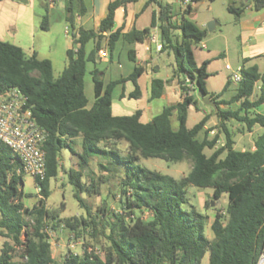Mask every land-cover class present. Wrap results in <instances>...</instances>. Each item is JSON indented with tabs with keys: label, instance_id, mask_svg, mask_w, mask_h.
Returning <instances> with one entry per match:
<instances>
[{
	"label": "trees",
	"instance_id": "16d2710c",
	"mask_svg": "<svg viewBox=\"0 0 264 264\" xmlns=\"http://www.w3.org/2000/svg\"><path fill=\"white\" fill-rule=\"evenodd\" d=\"M43 1L45 15L39 27L47 31L48 2ZM252 1L256 10L264 7V0ZM135 2L137 0L111 1L94 31L77 26L76 19L85 13L83 0H64L62 18L69 29L73 48L66 51L65 67L57 77L50 60L27 55L20 47L0 40V92L18 88L27 97L37 124L48 133L41 146L46 162L45 176L42 181L33 180L41 187V199L31 208L22 201L23 174L17 173L20 162L9 147L0 143V236L6 239L0 251V264H202L206 253L209 254L208 264H258L264 254V72L254 65H243L240 82L230 99L218 100L220 94L209 95L214 103L210 110L217 120L215 126L206 127L212 116L207 114L188 128V110L194 107L197 111L199 101L196 94L188 95L189 89L182 84L189 79L207 95L204 79L208 76L209 61L198 65L191 48L177 44L171 47L174 55L171 78L176 79L180 100L165 106L150 122L141 121V109L130 116H113L111 112L112 92L118 85L131 82L134 89L128 99L140 98L137 79L145 71L141 65H136L128 76L107 84L102 79L104 72L93 68L90 75L94 100L87 108L83 80L87 64L98 62L101 48L110 56L119 39L129 45L143 43L156 25L163 43L162 52L171 46L177 30L184 39L196 43L206 34L186 15L174 22L171 5L159 0L145 3V6L158 7V14L152 17L148 28H133L125 33L121 29L114 30L116 10ZM233 4L227 11L240 15L242 8L237 9ZM190 13L189 7L187 14ZM91 40L94 46L86 55L85 46ZM127 54L131 62H137L133 49ZM165 84L157 77L151 80L148 102L161 97ZM229 84L228 81L225 89ZM173 115L176 129L171 126ZM254 126L263 129L254 140V149H237L236 135L244 128L251 132ZM214 130L215 134L210 136ZM78 137L81 150L76 152L73 144ZM118 141L127 143L126 155L113 147ZM219 141H222L220 145ZM63 149L78 158V169L65 173L74 189L75 200L83 208L81 194H99L98 186L103 182L102 178L92 179L90 183L83 180L82 169L92 155L112 157L110 162L98 163L99 169L113 177L124 175L118 199L121 214L110 211L108 202L102 200L96 213L86 208V217L62 225L75 239L81 238L84 232H90L93 239L102 235L108 242V247L102 249L103 258L83 252L75 256L66 254L56 263L52 257L45 229L46 220H55L56 215L50 217L45 201L50 194L51 180L64 170L59 163ZM206 150L211 153L208 155ZM140 157L167 162L189 159L192 166L186 176L176 180L136 165ZM188 185L212 188L215 200L225 193L228 196L225 216L217 212L209 226L212 239L205 235L206 217L194 208L184 207ZM107 197L116 198L111 190ZM58 222L53 226L58 227ZM84 246L91 247L88 243ZM16 247L23 249L22 262L13 260Z\"/></svg>",
	"mask_w": 264,
	"mask_h": 264
},
{
	"label": "rangeland",
	"instance_id": "374dc122",
	"mask_svg": "<svg viewBox=\"0 0 264 264\" xmlns=\"http://www.w3.org/2000/svg\"><path fill=\"white\" fill-rule=\"evenodd\" d=\"M12 1L16 2L15 0ZM231 1H234L233 6L235 8H241L240 4L242 0H198V5H193L191 7V14H194V17L189 18L188 15L187 17L197 28L204 29L206 31L204 38L198 43L192 39H184L180 32H176L177 34L174 38H172L171 46H167L166 51L163 53H156L153 46L151 47V51L146 53L144 52L143 46L140 43L134 45V48H136L138 53V58L141 61V65L146 68V73L138 79V84L142 89V96L136 101H129L128 105L131 110L134 108L143 110L141 117V121L143 123L152 120V118L158 115L165 106L174 104L180 100V94L179 96L171 94L169 98H159L151 102H147L150 92L149 74L154 72L153 67L154 65H157L160 67V73L158 75L160 78H171V68L174 66V55L171 47L177 44H183L191 48L198 65L202 64L204 61H209L206 69L208 76L204 79L205 88L208 93L207 96L220 94L218 100H228L235 94L237 84L233 82V76L235 75L237 69L242 64H245V62L242 58V45H240L238 41V17L227 11V7L231 5ZM22 2H24L23 5H30L33 7L36 13V22L40 25L41 18L43 15H45L44 1L22 0ZM162 2H169L174 12L180 7L176 0H162ZM61 4L62 3L58 1L56 8L48 10L49 21L53 25V33H58L59 43L64 36L62 21L63 10ZM142 21L143 19L137 20L136 26H138V28H141L143 24ZM209 22H214L215 24L212 31H208L206 28ZM9 38L10 36L7 35V37H5V41L11 42V38ZM63 40L66 41L65 38ZM38 41L39 40H37V42ZM203 45L205 48H202ZM247 65L249 64L247 63ZM98 67L104 72L102 79L104 83H107L117 79L121 75L128 74V72H130L134 67V64L128 59L126 52L123 51L119 58L114 60V63L111 64L109 62V58L106 57L102 63L98 62ZM105 67H107L106 71L103 70ZM63 68L64 65L61 61H55L53 65L54 76H59ZM261 68L264 70V65H262ZM228 81L230 84L225 89L226 83ZM83 85L85 96L88 102L92 103L93 83L88 73L84 76ZM193 87L196 88L195 85H193ZM120 92V87L118 89L116 88L115 96ZM195 94V90L191 91V95ZM196 98L199 101L197 105L198 110L196 111L194 107L189 108L187 121L188 128L192 127L202 117V115H212L210 107L204 105L197 95ZM118 103L119 101H115V104ZM124 114L127 115L128 113L126 112ZM170 120L171 126L176 129L177 121L175 115H173ZM216 123L217 120L212 115L206 127L209 128L215 126ZM234 125L237 128L242 129L238 123H235ZM262 131L263 129L258 126H254L251 132H248L244 128L243 131L238 133L235 137L236 148L254 149V140L262 133ZM214 134L215 130L213 133L210 132V136H213ZM221 142L222 141H219L218 145H220ZM113 147L117 148L121 155H126L128 153V145L124 141L116 142L115 146ZM73 148L75 151L77 148L81 150V138L74 142ZM206 153L209 155L211 151L206 150ZM69 155L70 151L68 149H63L61 151L60 162L65 168L56 178L51 180L50 194L45 201L46 209L48 210L50 217H52V215H56L55 220L51 218L46 220L50 231L48 235L50 236L51 253L56 263H60L63 260L62 257L65 256L70 250L80 253L85 243H88L91 245V247H99L101 251L102 249L104 250L108 247V242L102 235L96 239H93L90 236V232H84L81 238L75 239V237L69 233L67 227L62 226L65 225L66 221L72 223L75 218L86 217V208H89L92 214L96 213L98 207H100L102 204V200H106L108 202L110 211L118 213V211L121 210V205L118 198H108L107 196L109 194V190H111L115 196L119 194V190L121 189V180L124 177L123 173L113 177L111 174L101 171L98 167V163L105 164L110 162L112 157L92 155L88 160V163L91 162L90 165L87 163V166L82 169L83 180L85 183H90L92 179H103V182L98 186L99 194L88 192H83L81 194L85 205L83 208L79 206L75 200L74 189L69 184L67 175L65 173V171L69 169H78L77 156L73 155V158L69 160ZM136 165L151 171H157L163 175H168L176 180H179L189 173L192 162L189 159H185L180 162H167L161 159H145L140 157L136 162ZM22 184V201L26 207L31 208L40 199L36 194L34 181L30 176L23 175ZM186 192L187 203L184 205V207L194 208L206 217L205 235L208 239H212V233L209 229V226L217 212L225 216L226 207L228 205L227 194L225 193L220 199L215 200L212 197V188L201 189L192 185H188L186 187ZM146 215L147 214L145 213L144 216ZM57 220L60 221L58 222V227H54L53 225L55 222H57ZM27 222L31 224L29 218H27ZM3 241L4 238L0 236V251ZM12 254L13 260L15 262L23 261V249L21 247H16ZM208 260L209 254L206 253L202 260V264H208Z\"/></svg>",
	"mask_w": 264,
	"mask_h": 264
},
{
	"label": "crops",
	"instance_id": "0c3cea01",
	"mask_svg": "<svg viewBox=\"0 0 264 264\" xmlns=\"http://www.w3.org/2000/svg\"><path fill=\"white\" fill-rule=\"evenodd\" d=\"M49 1L51 0H47L48 10L56 8L57 3L59 1L62 3L61 4L62 10L64 11V0H52L53 4H49ZM111 1H114V0H83L84 6H85V13L83 14V16L76 19L77 26L82 27L86 30L96 31L99 26L100 21L105 17L107 13L108 4ZM146 1L147 0H137V2L135 3H130V4H127L125 7H121L117 9L115 12V18H114V30L121 29L122 33H125V32L130 31L133 28L137 30L148 28L150 26L152 17L157 16L158 14V7L155 4H150L148 6H145ZM159 1L162 2V0H159ZM182 1L183 0H176V2L180 5L177 11L174 12L172 9L174 22L175 21L178 22V18L182 17V15H186V16L188 15V17L189 15H192V18L194 17V14H191V13L187 14V10L184 13H182V9H183V6L181 4ZM192 1L194 5L196 6L198 5V0L197 1L192 0ZM231 2L234 3V1H231ZM167 4H169V2H167ZM240 5H241L240 7L242 8V12L240 13V15L237 16L238 26H239L238 41L240 45H242V50H243L242 58L244 59V61L248 60V62H246L245 64H242L241 66L244 65L245 67H249V66L254 65L258 68L260 72H264V70L261 68V66L264 65V7L262 9L256 10L253 7L252 0H242ZM35 18H36V13L32 6L23 5V4L14 2L12 0H0V40L5 41V37L9 35L11 38L10 40L11 43L20 47L27 55L35 54L38 59H41V60L48 59L51 61L52 67L54 65V62L59 60L63 63L65 67L66 51L73 48L72 40L70 39L69 36L65 35V28L67 27L66 23L62 19L64 36L61 42L59 43L58 33H53V25L50 23V21H49V29L47 31H42L39 27V23L36 22ZM139 19H143L142 21L143 24L141 28H138V26H136L137 20ZM155 27L158 28L157 25ZM153 28L150 30V33L152 32ZM176 32H180V31L177 30ZM176 32L174 33L175 35L177 34ZM148 37L147 39L144 40L143 43H140L143 46L144 52L146 53L150 52V51H145V48L148 45ZM64 38L66 41L63 40ZM37 40L39 41L37 42ZM119 45H120V48H119ZM134 45H129L125 43L122 39H119L116 42L114 51L112 52L110 56L107 51L109 62L111 64L114 63V60L116 58H119V56L121 55L123 51L126 52V55L128 57V54H127L128 50L133 49L135 51V57H136L137 62L136 63L132 62V63L134 64V67L136 65H141V61L138 58V53H137L136 48H134ZM93 46H94V42L92 40L86 44L85 46L86 55H88L92 51ZM164 51H166V49ZM163 52L161 51L160 53H163ZM103 61L104 59L99 58L98 62L102 63ZM98 62L95 65L92 64L91 62L87 64V73L89 74L90 78H91L90 71H92L93 68H97L101 71V69L98 67ZM247 63L249 65H247ZM153 68H155V70H153L154 72L152 74L149 72L150 82L154 77L160 78L158 76L160 73L159 72L160 67L157 65H154ZM144 69L145 71L143 74L146 73V68L144 67ZM103 70L106 71L107 67H105ZM132 70L128 72V74L121 75L117 79L128 76L132 72ZM172 72H173V67L171 68V73ZM143 74L141 76H143ZM117 79H114V80H117ZM138 79H137V84H138ZM160 79H163L166 83L163 94L161 95L160 98H169L171 94L179 96L180 92H179L178 85L176 84V79H172V78L166 79L163 77ZM107 83H104V84H107ZM119 87L121 89V92L116 94L115 96V89L116 88L118 89ZM116 88L112 92V105H111L112 115L113 116H130L134 114L137 109L134 108L131 110L128 105V102L131 100H134V101L136 100L128 99L127 97L128 94L131 93L134 89L131 82H126L124 86L118 85ZM139 88H140L141 96H142V89L140 85H139ZM115 101H119V103L115 104ZM92 104H93V101L92 103L88 102L87 108H90ZM126 112L128 113L127 115L124 114ZM142 114H143V110H142ZM79 138L80 137L76 138L75 141ZM76 151L79 152L80 150L77 148ZM72 156L73 155L70 153L69 160L73 158ZM60 158H61V155H60ZM59 163L61 165L60 160H59ZM90 163L91 162H89L88 165H90ZM61 167L62 169L65 168L63 167V165H61ZM5 241L6 239L4 238L3 243Z\"/></svg>",
	"mask_w": 264,
	"mask_h": 264
},
{
	"label": "built area",
	"instance_id": "2783aa9c",
	"mask_svg": "<svg viewBox=\"0 0 264 264\" xmlns=\"http://www.w3.org/2000/svg\"><path fill=\"white\" fill-rule=\"evenodd\" d=\"M49 4H53V1H49ZM182 13L193 6L192 0L182 1ZM180 18H178L179 21ZM65 35L69 36L68 27L65 28ZM153 46L156 53H160L163 49V43L161 41L158 28H153L148 37V45L145 51H151ZM202 48H205L203 45ZM98 56L101 59L108 57L107 50L101 48L98 52ZM241 67L237 69L233 76V82L238 84L241 79L240 75ZM193 83L189 79L186 80L183 87L188 88V95H191V91L196 88L193 87ZM258 89V87H256ZM213 133V131H212ZM48 133L45 129L41 128L32 113L31 108L28 105L27 97L18 89L10 88L3 92H0V143L9 147L16 155L20 162V168L17 173L30 176L33 180L37 179L42 181L46 172V162L44 153L41 150V146L46 141ZM36 194L41 199V187L38 183H34ZM130 196V193H127ZM120 193L116 198L119 199ZM122 213V210L118 211ZM48 226L45 229V233H49ZM49 242L50 236L48 235ZM51 245V242H50ZM83 252L93 254L102 257V251L99 247H82L80 253L75 251H68L69 255H78Z\"/></svg>",
	"mask_w": 264,
	"mask_h": 264
},
{
	"label": "water",
	"instance_id": "95a60500",
	"mask_svg": "<svg viewBox=\"0 0 264 264\" xmlns=\"http://www.w3.org/2000/svg\"><path fill=\"white\" fill-rule=\"evenodd\" d=\"M189 18H192V15H189ZM214 25H215L214 22H209L207 24V27H206L207 30L212 31L214 28ZM196 95L204 105H207V106L212 107V108L214 107V103L211 101L210 97L205 94L204 90H202L199 87H196ZM260 259H261V257H260ZM260 259L258 261V264L260 263Z\"/></svg>",
	"mask_w": 264,
	"mask_h": 264
},
{
	"label": "bare ground",
	"instance_id": "6f19581e",
	"mask_svg": "<svg viewBox=\"0 0 264 264\" xmlns=\"http://www.w3.org/2000/svg\"><path fill=\"white\" fill-rule=\"evenodd\" d=\"M259 264H264V254L261 256L260 263Z\"/></svg>",
	"mask_w": 264,
	"mask_h": 264
}]
</instances>
